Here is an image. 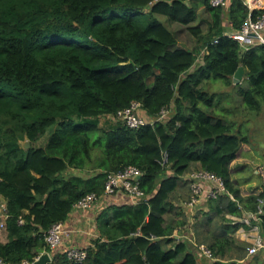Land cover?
Wrapping results in <instances>:
<instances>
[{
    "label": "trees",
    "instance_id": "16d2710c",
    "mask_svg": "<svg viewBox=\"0 0 264 264\" xmlns=\"http://www.w3.org/2000/svg\"><path fill=\"white\" fill-rule=\"evenodd\" d=\"M202 9L207 33L194 25ZM249 14L242 0L227 9L210 0H0V197L8 215L0 260L34 262L51 253L48 230L85 196L103 195L108 175L128 167L143 173L146 201L104 210L84 262L55 253L50 264H198L174 236L189 223L184 204L195 171L223 178L229 193L196 215V240L215 259L245 257L249 245L231 236L238 226L229 216L257 213L264 190L242 198L230 167L250 139L243 125L222 117V99L205 85L222 79L233 87L244 67L249 87L237 85L238 94L247 110L263 109L264 45L243 53L224 36ZM161 18L187 27L195 47L181 46ZM133 102L147 118L173 114L137 130L103 122ZM260 220L264 235V214Z\"/></svg>",
    "mask_w": 264,
    "mask_h": 264
},
{
    "label": "built area",
    "instance_id": "2783aa9c",
    "mask_svg": "<svg viewBox=\"0 0 264 264\" xmlns=\"http://www.w3.org/2000/svg\"><path fill=\"white\" fill-rule=\"evenodd\" d=\"M234 0H210V5L216 9H224ZM249 8L250 14L238 31H230L224 34L225 37L233 39L240 43L243 53L249 51L251 48L264 45V13L253 16L256 10H262L264 7V0H242ZM262 3L261 5H258ZM216 41L215 43H217ZM172 109H164L160 115L155 118H145L142 116V104L140 102H133L131 107L118 112L116 116L121 123L130 129H140L147 126H154L158 122H163L170 118ZM168 163L167 153L163 154V166ZM143 173L136 167H128L124 171L111 173L108 175L104 196H121L126 197L131 204L138 205L146 201V197L140 189V181ZM191 182L192 196L189 202L184 204L185 208L194 209L202 204L204 200H217L224 194H229L223 178L208 171H195L188 176ZM231 198H233L230 195ZM234 199V198H233ZM101 200V196L97 194H89L81 199L73 208V211L91 212L93 211ZM261 206L257 213L244 212L240 219H236L242 226L248 227V234L246 241L250 243L248 248V256H256L264 254V235L261 230V215L264 214V201H260ZM7 206L4 202L0 212V231L6 228L8 215L6 213ZM23 223V221H20ZM75 231L68 228L65 222L53 225L45 234V242L50 249L51 256L60 251L64 240L71 238V234ZM91 247V246H90ZM90 247H70L62 254L75 263H82L88 257V250ZM201 251L209 258H214L212 252L205 246H200ZM40 258V257H39ZM34 262L23 261L19 264H34ZM0 264H13L0 260Z\"/></svg>",
    "mask_w": 264,
    "mask_h": 264
},
{
    "label": "rangeland",
    "instance_id": "374dc122",
    "mask_svg": "<svg viewBox=\"0 0 264 264\" xmlns=\"http://www.w3.org/2000/svg\"><path fill=\"white\" fill-rule=\"evenodd\" d=\"M228 6H226L224 9H227ZM161 19L170 30L178 33V39L181 46H186L190 49L195 47V39L188 32L187 27L179 26L178 24L169 21L167 18ZM207 20L209 21V16L204 13V11H200L199 17L194 25L199 24L204 33H207L209 30ZM225 22L227 25V20ZM236 86L237 85L234 84L233 87L228 88L224 80L211 79L210 81L206 82L205 90L211 94H216L218 96L217 100L222 99L221 106L224 108L222 117H226V119H228L230 122H236L238 126L243 125V128L247 131L246 133L249 136L250 144L244 146V154L241 155L240 159L242 161H239L238 163L233 162L231 167L234 168L233 172L236 174L235 176L232 175V180L234 182L239 181L240 188L244 186V194L250 195V193H255L260 190L259 188L264 186V158L259 161L255 158V156L258 154H264V107L260 113L247 110L238 94V89ZM243 88H248V85H244ZM220 111H222V108H220ZM172 114L173 111L171 112L170 116H172ZM142 116L145 117L144 115ZM104 120L120 122L116 117L105 118L103 119V122H105ZM51 133L52 129L42 139L41 146H46ZM203 203L205 205L208 203V201L204 200L202 204ZM3 204V201H0V210ZM201 207L202 205L191 210L184 207V210L188 214V218L192 219L198 214V211H200L199 209ZM0 241H6V234L0 235Z\"/></svg>",
    "mask_w": 264,
    "mask_h": 264
},
{
    "label": "crops",
    "instance_id": "0c3cea01",
    "mask_svg": "<svg viewBox=\"0 0 264 264\" xmlns=\"http://www.w3.org/2000/svg\"><path fill=\"white\" fill-rule=\"evenodd\" d=\"M261 4L262 3H259L258 5H261ZM262 10H264V7ZM201 11H204V10L202 9ZM204 13H205V11H204ZM227 25H228V23H227ZM227 27L228 28H227L226 32L234 31L229 25ZM246 84L249 87V83L247 82V79L244 78L242 81V86L244 87V85H246ZM243 154H244V147H243L242 152L240 153L239 158L237 160H235L234 163H238L239 161H242L240 159H241V155H243ZM263 155L258 154L255 156V158L258 159V161H259V160L264 158ZM260 164H261V162H260ZM231 165H233V164H231ZM258 165H259V163H258ZM230 168H231L232 175L235 176L236 174L233 172L234 168H232V167H230ZM259 189L260 190H258L255 193H250V195L259 194L260 192H262L264 190V186L259 188ZM241 190H242L241 196L243 199H246L248 196H250L249 194L248 195L244 194L245 193L244 186L241 187ZM122 200L129 201L126 197L124 198L121 196H115V198L110 199L109 196L101 195V200L98 203L97 207L93 211H91V212L72 211V213L70 214V216L68 217V219L65 223H66L68 228L73 229L75 232L73 234H71L70 239L67 238L66 240H64L62 247L59 249L60 251H58L56 253H63L70 247H85V246L90 247V246H92V242L100 237V232L98 230V225H97V219H98L99 215L104 210L108 209L110 206H113L114 204L119 205V203H121ZM0 201H3V203L5 202L1 197H0ZM201 205H202V207L199 209L200 211H198V213L204 212L206 214V213L210 212L208 203L205 205L203 203ZM200 206H198V207H200ZM188 209L191 210V208H188ZM195 218H196V216L193 217L192 219H189V223L186 227L176 230L174 233V236L177 238L178 241L184 242L186 245L189 246V250L193 255H195V257L198 261V264H216L217 262H221V264H230V263H234V264H264V254H259L256 256H248V248L249 247L247 248V255L243 258L236 259V261L231 262V261H228V259H226V258L225 259L209 258L208 256H206L201 251V249H200L201 244H199L198 241L196 240L195 225L197 222H196ZM229 218L231 219V222L234 226L235 225L238 226V228L231 233V236L239 239L242 242L247 243L250 246V243L248 241H246V235L248 234V227L242 226L238 221H236V219H240L241 217L229 216ZM6 240H7V238H6ZM2 242H5V241H2Z\"/></svg>",
    "mask_w": 264,
    "mask_h": 264
},
{
    "label": "water",
    "instance_id": "95a60500",
    "mask_svg": "<svg viewBox=\"0 0 264 264\" xmlns=\"http://www.w3.org/2000/svg\"><path fill=\"white\" fill-rule=\"evenodd\" d=\"M245 78V69L244 67H240L238 71L233 76V82L235 85L242 84L243 79ZM31 143L27 141L24 144V149H30ZM0 212H2L0 210ZM52 262V256L49 253H44L40 256L39 260H37L34 264H50Z\"/></svg>",
    "mask_w": 264,
    "mask_h": 264
}]
</instances>
